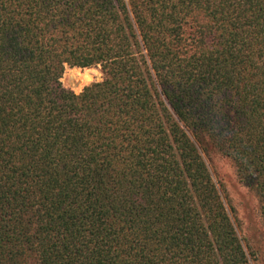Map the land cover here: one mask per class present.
Segmentation results:
<instances>
[{
  "label": "trees",
  "instance_id": "obj_1",
  "mask_svg": "<svg viewBox=\"0 0 264 264\" xmlns=\"http://www.w3.org/2000/svg\"><path fill=\"white\" fill-rule=\"evenodd\" d=\"M212 153L264 232V0H0V264H251Z\"/></svg>",
  "mask_w": 264,
  "mask_h": 264
},
{
  "label": "rangeland",
  "instance_id": "obj_2",
  "mask_svg": "<svg viewBox=\"0 0 264 264\" xmlns=\"http://www.w3.org/2000/svg\"><path fill=\"white\" fill-rule=\"evenodd\" d=\"M73 71L80 81L77 89L71 86ZM68 74H70L68 76ZM103 73L100 66L77 68L66 66L60 79L63 87L78 94L92 83L100 82ZM213 180L219 188L231 216L236 232L249 255L251 264H264V232L259 219L257 199L253 192L240 183L228 159L219 154L203 155Z\"/></svg>",
  "mask_w": 264,
  "mask_h": 264
},
{
  "label": "bare ground",
  "instance_id": "obj_3",
  "mask_svg": "<svg viewBox=\"0 0 264 264\" xmlns=\"http://www.w3.org/2000/svg\"><path fill=\"white\" fill-rule=\"evenodd\" d=\"M70 74L73 76V79H72V83H71V86H73L74 89H77L78 86L80 85V81L76 80V76L74 75V72L71 71ZM68 74V76L70 75Z\"/></svg>",
  "mask_w": 264,
  "mask_h": 264
}]
</instances>
